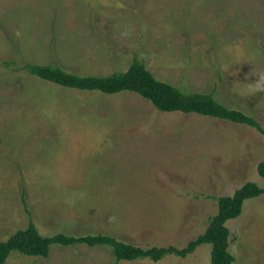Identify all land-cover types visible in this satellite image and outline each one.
Instances as JSON below:
<instances>
[{"label": "rangeland", "instance_id": "374dc122", "mask_svg": "<svg viewBox=\"0 0 264 264\" xmlns=\"http://www.w3.org/2000/svg\"><path fill=\"white\" fill-rule=\"evenodd\" d=\"M136 55L161 80L213 92L264 129V0H0V240L32 219L45 237L107 233L182 249L218 212L213 196L264 187L254 127L2 65L109 75ZM227 226L232 264H264V193ZM211 251L117 262L108 246L55 244L48 257L15 251L5 264H212Z\"/></svg>", "mask_w": 264, "mask_h": 264}, {"label": "trees", "instance_id": "16d2710c", "mask_svg": "<svg viewBox=\"0 0 264 264\" xmlns=\"http://www.w3.org/2000/svg\"><path fill=\"white\" fill-rule=\"evenodd\" d=\"M4 60L2 65L10 73L27 74L54 84L81 91H100L104 94L134 92L152 102L163 112L197 113L238 124H246L264 133L261 124L248 113L226 106L221 103L213 92L188 91L161 80L146 66L144 60L137 55L125 71H117L109 75H84L67 70L56 61L37 63L26 61ZM258 173L264 179V160L258 165ZM264 193V187L255 182H248L231 196H213L218 203V212L210 219L206 230L186 247L179 249L170 247L143 248L133 243L119 240L107 233L75 235L59 233L51 237L42 236L31 219L26 229L19 230L6 240H0V264H5L13 252L28 256L48 257L51 247L55 244L73 246L86 244L91 247L108 246L116 261H134L137 259H152L159 261L164 257L177 254L183 257L193 253L200 245H212V264H232L234 255L229 251L230 229L227 221L241 216L247 200L259 197ZM24 198V196H23ZM25 201V198H24ZM26 202V201H25ZM26 209L28 213L31 212Z\"/></svg>", "mask_w": 264, "mask_h": 264}]
</instances>
